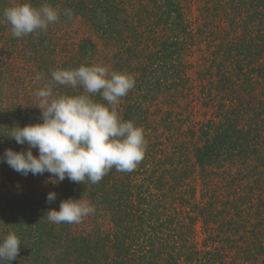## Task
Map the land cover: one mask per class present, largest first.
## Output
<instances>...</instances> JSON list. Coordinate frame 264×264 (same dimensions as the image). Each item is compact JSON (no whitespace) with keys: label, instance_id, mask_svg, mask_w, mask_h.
Masks as SVG:
<instances>
[{"label":"trees","instance_id":"obj_1","mask_svg":"<svg viewBox=\"0 0 264 264\" xmlns=\"http://www.w3.org/2000/svg\"><path fill=\"white\" fill-rule=\"evenodd\" d=\"M64 1L74 2L0 0V16L5 8L18 3L30 2L34 7L47 3L57 8ZM185 2L155 0L157 12H150L147 21L136 17V13L124 11L127 6L120 7L112 0L85 4L86 10L91 11L82 14L88 18L86 26L100 43L110 42L112 54L116 50L122 53L120 60L118 54L114 55L120 68L112 67L113 59L108 62V69L127 73L135 79V87L121 98L117 111L123 120H131L143 128L147 149L134 171L124 173L113 168L97 184L75 183L67 178L53 184L49 173L25 177L0 162V237L14 231L22 241L12 264H264V214L261 213L264 203L260 196L264 188L259 179L254 178L253 185L244 186V182L237 181L239 178H235L237 182L233 179L221 186L203 183L201 198H207L206 206L197 200V187L184 181L193 175L191 168L196 165L204 171L207 167L236 162L249 166L255 163L264 173V97H261L264 96V0H206L201 15L206 26L203 31L211 36L214 33L210 34V30L214 27L227 34L217 46L218 51L213 53L218 70L212 72L217 73L224 96L234 93V99L227 112L217 115L224 116V120L211 119L199 128L197 124L190 128L191 138L199 141L189 142L195 162L193 166L176 167V174L172 175L174 159L169 158L170 164L164 160L165 140L156 137L150 110L162 98L167 100L166 104H175L178 102L175 97H182L191 87L185 57L192 51L194 28L187 18ZM142 4L143 1L141 7ZM217 16L230 22V32L226 33L224 26H214ZM61 20L62 17L46 32L22 38H13L10 25L0 22V154L7 148L27 150V145H19L6 135L13 126L42 122L41 111L35 107L38 104L35 92L51 80L52 70L73 69L82 64L102 65L99 41L94 38H81L70 47L59 43ZM119 31L132 32L135 36L131 40L125 36L119 38ZM36 41L39 44H33ZM25 43L33 48L29 50L31 57L25 59L32 58L36 63L34 73H42L40 81L27 71L17 73L12 68L17 66L14 65L16 52H24ZM257 85L263 94H257ZM82 93L80 87H54L56 95ZM94 99L107 103L99 95ZM172 111L168 108L167 114L172 115ZM164 122L162 126L173 120L168 116ZM187 144L180 145L184 147V157H188ZM33 154L38 155V151L33 149ZM224 172L230 175L226 169ZM168 180L178 192L170 195L157 192V187L167 185ZM183 185L187 188L183 189ZM217 189L222 190L224 199H220ZM50 191L57 194L53 203L46 200ZM214 192L219 197L212 195ZM68 198L90 201L96 208L93 216L102 218L106 214L111 220L110 227L106 230L98 225L87 233L79 231L78 224L50 223L46 212L52 208L58 210L60 201ZM177 203L182 207L190 205L191 211L204 215V223L220 213L228 215L230 218L223 225L224 249L199 250L190 241L188 228L176 229L173 211ZM256 204L258 210L254 212Z\"/></svg>","mask_w":264,"mask_h":264},{"label":"clouds","instance_id":"obj_2","mask_svg":"<svg viewBox=\"0 0 264 264\" xmlns=\"http://www.w3.org/2000/svg\"><path fill=\"white\" fill-rule=\"evenodd\" d=\"M64 15L71 20V9L63 12L47 3L34 7L23 2L7 7L0 22L10 25L13 38L46 32ZM42 73L35 75L40 81ZM135 79L124 72L109 70L101 64L80 65L73 69L51 71V80L43 83L35 95L41 111L40 123L10 128L6 136L19 145H27L25 151L11 148L0 154V162L6 163L17 173L50 174V182L58 184L69 179L75 183H99L113 168L130 173L143 160L147 149L144 130L131 120H123L117 111L121 98L135 87ZM57 85L83 89L79 95H56ZM99 95L102 103L94 99ZM33 149L38 155L33 154ZM57 194L50 191L46 200L53 203ZM95 205L79 198L60 201L59 209L46 212L50 223L79 224L94 214ZM22 245L14 232L0 237V264H12Z\"/></svg>","mask_w":264,"mask_h":264},{"label":"rangeland","instance_id":"obj_3","mask_svg":"<svg viewBox=\"0 0 264 264\" xmlns=\"http://www.w3.org/2000/svg\"><path fill=\"white\" fill-rule=\"evenodd\" d=\"M94 1L96 0H74L72 4H70L68 1H64V4L62 6L57 7L61 11V13L64 9H71L73 13L71 20L67 19L64 15L60 16L62 17L60 23L62 27L58 32V40L60 44L62 43L64 46L70 47L75 43L74 41L85 37H91L97 40V42L99 41L96 36L92 33V31H90L88 26H86V21L88 20V18L82 16V14L84 13L88 14L91 12L86 10V8L84 7L85 4L88 2L90 5H92ZM141 1H143L144 3L142 4V7ZM112 2H117L118 4H120V7H122L121 5L127 6L124 11H128L133 14L136 13V17H139L142 21H147L148 18L146 19V17L148 16V14L154 10L156 11L157 8L155 0H112ZM77 5L80 6L77 7ZM185 5L187 6V18L189 21H192V26L194 28V42L192 45V51L189 55L185 57L188 75L190 76L191 87L188 91H186V93L184 92L182 94V97H175V99H178V102H174L175 104L171 102L169 104H166L167 100L162 98L154 102V105L151 107L150 110L152 119L156 125V137L158 139L161 138V141L165 140V144L162 148L164 160L168 162V164H170L169 158L174 159L172 175L176 174V167H178L179 169L180 166L184 165L193 166L195 162L191 151V144H189V142L194 144L196 142L199 143V141L198 139H196V141L191 138L190 128L193 129V126L196 124L199 128L201 126V123L207 124V122L211 119L216 120V122H219L221 118L222 120H224V116L217 117V115H220V113L222 112H227V109L231 105V100L234 99V93H226V95L224 96V91L221 90L217 73L213 75L212 72L215 70V72H217L218 70L216 68L217 58L216 56H214L213 53L214 51H218L220 43L223 42L227 34L220 31V29L214 28L212 26L207 27H212L210 30V34L214 33L213 35L208 36L203 31L206 26H203V16L201 15L202 8L204 7V5H206V0H186ZM119 16L121 18L124 17L121 13ZM99 18L102 20L101 17ZM213 22L214 26H224L225 32H230L231 28L229 21L226 22L225 19L222 20V17L220 18L217 16V18L214 19ZM5 29L6 28H4L3 31H5ZM236 33L239 34L240 32L237 31ZM7 34L10 35L9 33ZM117 35L119 36V38H122L123 36L128 37L129 40H131L132 37L135 36V34H133L132 32L127 31L125 33L119 31L117 32ZM109 43L110 42L107 41V43L104 42V44H102L99 41V46L101 50V57L99 61L102 62V65L108 67V62H112V60L114 59L112 67H117L119 69L120 63L118 62V58L120 60L122 53L116 50V52L112 54L111 44L109 45ZM33 44L39 43L36 41V43ZM29 46V44L25 43L23 48L24 52H16L15 55H17V57L14 65L17 66L12 67L10 65V67L15 70H18L17 73L19 71H27L33 76H35L34 72H36V63L33 61L32 58H30L29 60L25 59L26 56L31 57V52H29V50H32L33 48ZM116 54L119 55L118 58H114V55ZM229 59L231 60V58ZM205 60L208 62H206ZM256 89L258 95L263 94V91H261V86L257 85ZM225 97H228L230 100H225ZM261 97L263 98L264 96L261 95ZM168 108L170 110H173L172 112H170L172 113V115L167 114ZM168 116L173 120V123H166L165 126H162L165 124L164 119L166 118L167 120ZM182 142L188 143L187 145L190 147L188 150V157L183 156L184 147L180 146ZM152 166L153 165H151V169ZM224 169H226V172L230 173V175L226 174L224 172ZM191 170L193 175H191L188 179L184 181L188 182L190 185H194V187H197V200L198 202H203V206L207 205V198L205 200L201 198L203 183L205 182H209L212 184L217 183L219 186H221V184L226 183L229 180L239 178L237 181H240L242 183L244 182V184H242V186H244L249 184L253 185V179L258 178V182L264 188L263 170L261 172L259 168L255 167V163H251V166H249L248 163L243 165L238 164L236 162L232 163V165L225 164L223 167H219L218 165L213 168L207 167L204 171L201 167L196 165L195 167L191 168ZM147 174L148 173L146 172L144 176H147ZM249 175H251V178L249 177ZM135 177V179L140 178V176ZM237 181L235 179V182ZM171 183L172 181L168 180L167 185L158 186L157 192H166L168 195L175 194L176 192H178V190H176L177 187H171ZM178 183H180V180H178ZM186 188L187 186L183 185V189ZM231 190L232 189L230 188L229 191ZM221 193L222 190L219 189L218 194L220 195V199H224ZM218 194L217 192L212 193V195H216L217 197H219ZM176 196H179V194H177ZM228 196L230 197V195ZM260 196L261 202L264 203V193L262 192ZM175 206L176 210L173 211L171 209V211L174 212L173 217L176 222V229L182 226L188 228L189 233H191L190 241L194 242V244L197 246V249L212 250L215 247H221L222 249H224L223 247H225L226 245V242L224 240L226 237V232L223 228V225L226 224L227 220L230 218L228 215H222V213H220L217 218L209 217L208 222L204 223V218H202L204 215L198 216L196 210L191 211L190 205L182 207L180 203H177ZM257 210L258 205L256 204L254 206L253 211L257 212ZM176 211L178 212L176 213ZM261 213L264 214L262 210ZM103 215L104 216L102 218L93 216V214L88 217H85L76 228L81 232L88 233L93 229V227L98 228V225H101L102 228L104 227V229L107 230L111 225V220L108 216H106V214Z\"/></svg>","mask_w":264,"mask_h":264}]
</instances>
